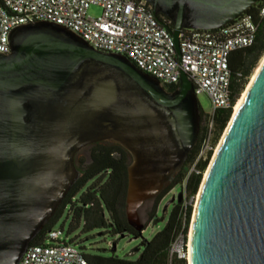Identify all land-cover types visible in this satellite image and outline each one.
Instances as JSON below:
<instances>
[{
	"label": "water",
	"instance_id": "water-1",
	"mask_svg": "<svg viewBox=\"0 0 264 264\" xmlns=\"http://www.w3.org/2000/svg\"><path fill=\"white\" fill-rule=\"evenodd\" d=\"M144 1L172 22L177 49L183 28H218L259 0ZM9 48L0 53V264H18L79 177L76 152L99 141L130 154L125 216L141 232L138 208L197 139L188 76L166 90L126 57L45 21L15 26ZM230 119L193 209L190 264H264V62Z\"/></svg>",
	"mask_w": 264,
	"mask_h": 264
},
{
	"label": "built area",
	"instance_id": "built-area-1",
	"mask_svg": "<svg viewBox=\"0 0 264 264\" xmlns=\"http://www.w3.org/2000/svg\"><path fill=\"white\" fill-rule=\"evenodd\" d=\"M90 6L100 14L87 13ZM264 17V0L257 18ZM51 22L82 38L93 49L120 54L141 72L154 77L161 86L176 87L184 72L194 94L205 93L211 103L210 116L219 109L233 108L230 100L231 52L254 43L258 21L243 13L214 29L183 28L176 49L165 23L158 21L144 0H0V53H8L9 33L20 24ZM212 122L197 159L209 145ZM64 235V236H63ZM63 228L47 231L43 243L30 244L18 264H87L81 250L71 243ZM177 239L171 247L184 257Z\"/></svg>",
	"mask_w": 264,
	"mask_h": 264
},
{
	"label": "trees",
	"instance_id": "trees-1",
	"mask_svg": "<svg viewBox=\"0 0 264 264\" xmlns=\"http://www.w3.org/2000/svg\"><path fill=\"white\" fill-rule=\"evenodd\" d=\"M259 0L245 10V14H252L258 21V29L254 43L244 49L231 52L229 68L231 72L230 100L234 104L249 77L258 58L264 51V17L257 18ZM158 21L165 23L169 28L172 22L165 16L158 14ZM175 87H165L172 90ZM200 110V108H199ZM232 108L219 109L210 116L203 115L200 110L199 130L197 139L186 156L181 168L175 172L172 179L165 183L160 192L152 199V210L149 213L150 220H157V206L161 198L172 188L182 187L193 196L200 185L202 172L206 168L211 151L206 153L202 161L195 163L201 144L208 133L207 123L212 122L210 133L213 143L224 130ZM81 150H86V157H78ZM130 161V154L118 144L99 141L80 148L74 156V165L79 171V177L69 188L62 198L55 212L30 244L43 243L47 231L55 227L57 221L65 214L69 219L66 234L79 229V234L69 241L77 244L87 264H187L186 240L192 215V205H184L175 200L162 227L150 238L141 237L146 228L143 224L141 232L134 229L127 222L125 216V192L127 184L126 168ZM195 171L188 172V167L194 164ZM139 207V208H140ZM157 224L160 221L157 220ZM84 235L86 242L97 235L110 237H137L140 238L135 252L126 256H119L113 247L90 248L84 243L79 244L76 240ZM178 236L182 238V251L184 257L178 256L171 247ZM114 243V242H113Z\"/></svg>",
	"mask_w": 264,
	"mask_h": 264
},
{
	"label": "rangeland",
	"instance_id": "rangeland-1",
	"mask_svg": "<svg viewBox=\"0 0 264 264\" xmlns=\"http://www.w3.org/2000/svg\"><path fill=\"white\" fill-rule=\"evenodd\" d=\"M87 13L89 15L96 16V15L100 14V9L98 7H96V6H90L87 9ZM263 54H264V51L260 55V57L258 58V60H257V62L255 64V66L253 67L249 77L247 78L244 86L242 87V90L239 93L238 97H240L242 91L245 89L247 83L250 80V77H251L252 73L254 72L256 66L259 64L260 59L263 56ZM195 96H196V99H197V102H198V106H199L200 110L203 112V114L204 113H210L211 112V103H210L209 97L205 93H198ZM232 112H233V110H232ZM232 112H231V115H232ZM231 115H230V117H231ZM229 120H230V118H229ZM226 126H227V124H226ZM224 130H225V128H224ZM223 131L220 133L219 137L216 139V141L214 143H213V141L211 139L212 134H210L209 145L211 146V149H209V150L211 151V155H210V158H209V161H208V164H207L206 168L202 172L201 182H202L203 177H204L203 173H205L206 169L208 168V166L210 164V161L212 159L211 157H212V155L214 153L216 145L218 144V141L220 140L219 138L223 134ZM209 150L208 149L205 150L200 158L197 159V157H196L195 163H197L198 161L204 160L205 157H206V153ZM78 157H86V150H81L79 152V154H78ZM195 163L188 167V172L195 171V167H194ZM201 182H200V185H201ZM200 185H199V188H200ZM199 188H198V190H199ZM198 190L193 196H190L183 189V186L182 187H174V188L170 189L161 198V200L159 201L158 206H157V210H156V212L158 214L157 220L160 221V224H157V220L156 219L150 220V217L148 215L149 213H151V210H152V205H153L152 202H147L142 207L138 208L137 214H138L139 222L146 225V228L142 231L141 237L150 238L153 235V233H155L157 230H159L162 227V225L165 222V219H166V217H167V215H168V213L170 211L171 205H172V203L175 202L177 194L179 192H181V196H180L179 202H182L184 205L185 204L186 205L191 204L192 205V214H193V209H194V205H195V201H196V196H197ZM191 218H192V215H191ZM68 223H69V219L65 218V214H64L57 221V223L55 225V228L62 227L63 228V232L66 233L67 230H68ZM190 225H191V221H190L189 228H188V233H187L186 254H187V246H188V239H189L188 237H189ZM78 234H79V229H77L74 232L69 233L67 236H68V239L69 238L71 239V238H73L74 236H76ZM83 236L84 235H80V237L76 240V242H78L79 244H82V243L85 242V244H88L86 246H88L90 248H109V247H114V251L119 256H126L130 252H135L136 246H137V244L139 243V241L141 239V237L140 238H136V239H131L129 237L121 238V237H118V236L110 237L108 235H104V236L97 235L94 238H92V239H90L89 241L86 242L85 240H83V238H84ZM81 240H83L84 242L81 241ZM176 244L178 246L182 245L181 236L177 237V243ZM75 246L78 247L77 244H75Z\"/></svg>",
	"mask_w": 264,
	"mask_h": 264
},
{
	"label": "bare ground",
	"instance_id": "bare-ground-1",
	"mask_svg": "<svg viewBox=\"0 0 264 264\" xmlns=\"http://www.w3.org/2000/svg\"><path fill=\"white\" fill-rule=\"evenodd\" d=\"M263 62H264V54H263V56L261 57L260 62H259V64L256 66L254 72L252 73V75H251V77H250V80H249V82L247 83L245 89L242 91L240 97H238V99L235 101V103H234V105H233V108H232L233 112H232L231 118L234 116V114H235L236 111L238 110L239 105H240V103H241V100L243 99L245 93L247 92L248 88L250 87L251 83L253 82L254 78L256 77V74H257L258 71L260 70V68H261V66H262V64H263ZM230 121H231V119H230ZM230 121H229V122H230ZM228 124H229V123H228ZM227 126H228V125H227ZM226 130H227V127L225 128V130L223 131V134H222L221 137L219 138L220 140L218 141V144L216 145V148H215V150H214V153H213V155H212V157H211L212 159H211V161H210V164H211L213 158L215 157V155H216V153H217V151H218V149H219V147H220V145H221V142H222V140H223V137H224V135H225ZM210 164H209L208 168L206 169L205 173H203V174H204L203 180H204L205 176L207 175V172H208V169H209V167H210ZM202 182H203V181H202ZM200 190H201V186H200V188H199V190H198V193H197V196H196V201H195L194 208H195L196 205H197V201H198V198H199ZM191 231H192V227L190 228L189 239H188V251H187V254H186V255H187V258H186V259L188 260V264H190L189 246H190Z\"/></svg>",
	"mask_w": 264,
	"mask_h": 264
}]
</instances>
